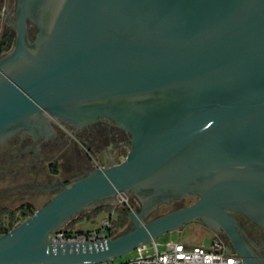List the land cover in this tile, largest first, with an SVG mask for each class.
Returning <instances> with one entry per match:
<instances>
[{"label": "water", "instance_id": "1", "mask_svg": "<svg viewBox=\"0 0 264 264\" xmlns=\"http://www.w3.org/2000/svg\"><path fill=\"white\" fill-rule=\"evenodd\" d=\"M14 27L0 57V145L47 112L77 126L109 118L130 132L131 148L53 186L44 206L0 235V264L116 260L194 221L223 231L246 264H264L230 214L264 228V0H20ZM122 192L143 207L121 235L52 242ZM189 195L199 199L146 221Z\"/></svg>", "mask_w": 264, "mask_h": 264}, {"label": "flooded vegetation", "instance_id": "2", "mask_svg": "<svg viewBox=\"0 0 264 264\" xmlns=\"http://www.w3.org/2000/svg\"><path fill=\"white\" fill-rule=\"evenodd\" d=\"M19 1L20 0H15L14 5L9 3V8L6 13L7 27L14 30L15 33L16 30L14 27V21L16 20V12ZM30 1L32 2V5L34 4V8L39 2V0ZM28 31L31 42H34L37 38V34L39 33V27L30 19L28 20ZM44 117L48 119L47 123ZM44 117L40 116L39 118H36V123L38 121L40 126H36L35 129L24 128L9 137L2 145H0V163L7 162L8 166L20 161H24L23 166H39L42 162H44V160L52 158L62 161L61 170H58L55 162H50V171L48 173L44 172L43 180L40 181L39 187L36 186V183L39 181L38 178L32 183L38 190H40L41 193H48L55 185L62 186L64 184H69L71 180L78 178L84 173L92 171L95 168L110 166L107 162H111L112 165L117 163L116 157L119 155L118 143L121 144L124 142L130 144V132L125 131L109 118H99L92 124L77 126L51 116L47 112L44 113ZM73 135L81 138L92 136L93 138H98L97 140L100 139L106 143L107 150L105 152L104 163L95 165L93 164V161L91 162L88 158L84 159L77 145L74 144V146L71 147L73 144ZM84 147L87 148L86 146ZM70 152L74 155H69ZM91 157L95 159L93 155H91ZM66 175H68V177H66ZM132 195L140 202L139 208H136L140 211L143 204L136 195ZM192 197L196 198L193 203L199 199V196L197 195L183 196L170 203L160 204L157 206L156 210L165 205L171 206L179 202L184 204ZM188 205L184 204L179 208L186 207ZM114 206H116V204ZM131 209H133L132 206L130 210ZM152 213L146 217V221H148L149 216ZM230 214L242 228L239 232L247 245L262 261H264V228L251 221L241 212L230 211ZM194 222H198L207 228L213 235L219 234L222 236L229 251L235 252L227 235L223 231L210 229L209 227L203 225L200 221Z\"/></svg>", "mask_w": 264, "mask_h": 264}, {"label": "rangeland", "instance_id": "3", "mask_svg": "<svg viewBox=\"0 0 264 264\" xmlns=\"http://www.w3.org/2000/svg\"><path fill=\"white\" fill-rule=\"evenodd\" d=\"M9 3H12L14 5L15 0H6L5 9L0 12V38L4 34H10L14 38L16 37L15 31L8 28L6 23V13L7 9L9 8ZM97 139L93 138L92 136L81 138L79 136L73 135V144L71 145V147L74 146V144L77 145V147L81 151L83 158H88L89 160H91V162L93 161V164H103L105 161L107 144L100 139ZM118 144L119 155L116 157L117 163L125 159L127 153L131 148V145L129 143L123 142L121 144ZM84 146H86L87 148H85ZM69 155L73 156L74 154L70 152ZM91 155H93L95 159H93ZM52 161L56 163L58 170L62 169V161L53 158L44 160V162H42V164H40L39 166H23L24 161L13 163L11 166H8L7 162L0 163V210L3 208L16 209L20 205L26 203L31 204L36 210L44 206L53 197L57 190L49 191L48 193H41L40 190H38L32 183L35 182V179L38 178L39 181L36 183V186H40V181L43 180L44 172L48 173L50 171V162ZM107 163L108 165H112L111 162ZM66 177H68V175H66ZM122 197L128 200L132 208H136V205L130 202V196L126 192L118 194L115 197L116 201H109L108 204L115 205L119 202V200H121ZM195 200L196 198H189L184 204L188 205L190 203H193ZM184 204L179 202L171 206H162L154 213H152L149 216L148 220L166 214L169 211H173L174 209L179 208ZM89 211L92 210L81 212L75 218ZM112 212L113 211L104 212L98 217H95L91 220L83 219L76 224V229L74 231H102L103 222L111 216ZM114 218L115 215H113V219ZM65 228L70 230L66 226ZM214 236L215 235H213L207 228H205L198 222H191L186 224L181 230L167 233L156 241L160 249L163 250L165 249V245L169 242H177L179 240L185 241L191 245L206 246L214 238ZM136 253V251H133L123 256L122 258L116 259L115 261H127L133 258Z\"/></svg>", "mask_w": 264, "mask_h": 264}, {"label": "built area", "instance_id": "4", "mask_svg": "<svg viewBox=\"0 0 264 264\" xmlns=\"http://www.w3.org/2000/svg\"><path fill=\"white\" fill-rule=\"evenodd\" d=\"M5 7L2 9L4 10ZM1 10V11H2ZM121 194V193H119ZM131 205L124 197L116 204ZM114 211L103 222L102 231H70L65 227L54 232L51 240L54 243H91L110 238ZM133 258L116 262L115 260L89 264H246L236 253L230 252L225 240L219 234L206 246L191 245L185 241L169 242L161 250L157 241L143 244L135 250Z\"/></svg>", "mask_w": 264, "mask_h": 264}, {"label": "trees", "instance_id": "5", "mask_svg": "<svg viewBox=\"0 0 264 264\" xmlns=\"http://www.w3.org/2000/svg\"><path fill=\"white\" fill-rule=\"evenodd\" d=\"M6 0H0V12L5 7ZM1 17V14H0ZM15 38L10 34H4L0 38V57L4 56L14 47ZM36 209L31 204H22L16 209L3 208L0 210V235L8 233L14 229L19 223L32 216ZM115 212V218L112 220V227L109 232L110 237L115 238L122 234V232L130 224V208L125 204H118L116 206L107 204L101 205L87 213L81 214L79 217L69 221L66 225L70 231L76 229V224L83 220H91L98 217L104 212Z\"/></svg>", "mask_w": 264, "mask_h": 264}]
</instances>
